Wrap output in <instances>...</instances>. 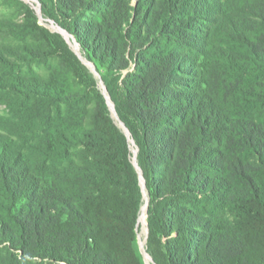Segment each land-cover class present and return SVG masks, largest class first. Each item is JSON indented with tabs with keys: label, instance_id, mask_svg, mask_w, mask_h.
<instances>
[{
	"label": "trees",
	"instance_id": "1",
	"mask_svg": "<svg viewBox=\"0 0 264 264\" xmlns=\"http://www.w3.org/2000/svg\"><path fill=\"white\" fill-rule=\"evenodd\" d=\"M2 2L0 264H264V0Z\"/></svg>",
	"mask_w": 264,
	"mask_h": 264
},
{
	"label": "rangeland",
	"instance_id": "2",
	"mask_svg": "<svg viewBox=\"0 0 264 264\" xmlns=\"http://www.w3.org/2000/svg\"><path fill=\"white\" fill-rule=\"evenodd\" d=\"M3 0H0V19H3V15L4 12L6 11V9L3 7ZM22 2H24L25 4H27L31 9H33L39 24L46 26L49 31L51 33H55L59 36V39L61 41L64 42V44L67 46V48L73 53V55L77 58V60L79 61V63L86 68L87 72L91 74L92 77H94V79L96 80V84L98 88H101L102 92L105 95L109 97V95L106 92V87L103 84L100 75L98 73V71L96 70L94 63L89 60L85 53L82 52L80 45L78 43V41L76 40V38L74 37V35L72 33H70L69 31H67L66 29L62 28L59 24H57L56 22H54L53 20H48V19H43L42 15H41V9H42V3L39 2V0H21ZM138 0H131V4L135 5L137 3ZM222 1H224L226 3V5L224 6V10L226 12H228V4H227V0H217V3H220V7H222ZM23 12H18V16L17 19H20L21 17H23ZM206 23V22H205ZM205 24H201L199 29H204L205 31H207V35H203V39H206L208 37V31L210 29V35L213 34V30L211 29L210 25L208 24L205 28ZM1 37H3L2 35H0V39H2ZM2 41V44L6 43V40H0ZM59 40H57V43ZM133 69V65H131L129 68H124L122 69V76H124V74H126L128 71ZM84 69H81L80 71L84 74L83 72ZM183 76L187 77L186 74H182ZM107 100V99H106ZM109 101L111 104H113L110 100L109 97ZM108 104V103H107ZM109 106V105H108ZM114 107V104H113ZM109 109L113 115V117L117 118L116 112H113L111 110V107L109 106ZM115 110V108H114ZM121 124V123H120ZM123 126V125H122ZM124 130L126 129L123 126ZM131 151L133 152V156L135 154L134 149L131 148ZM143 182V181H142ZM144 184V182H143ZM146 208V205L143 206L141 214L139 215L138 218V230H137V247L136 250L142 260L143 264H154L152 261V258L147 254L146 252V239H147V222H146V213L144 214V210Z\"/></svg>",
	"mask_w": 264,
	"mask_h": 264
},
{
	"label": "water",
	"instance_id": "3",
	"mask_svg": "<svg viewBox=\"0 0 264 264\" xmlns=\"http://www.w3.org/2000/svg\"><path fill=\"white\" fill-rule=\"evenodd\" d=\"M106 101H107V103H108V105L111 107V110L113 111V112H115V110H114V107H113V104H111L110 103V101H109V97L106 95ZM125 131H126V133H127V136L129 137V132H128V130H127V128L125 129ZM134 152H135V154H134V156H133V164L135 165V167L137 168V169H139V167H138V165H137V162H136V150H134ZM140 171V170H139ZM142 185L144 186V184H143V182H142Z\"/></svg>",
	"mask_w": 264,
	"mask_h": 264
}]
</instances>
